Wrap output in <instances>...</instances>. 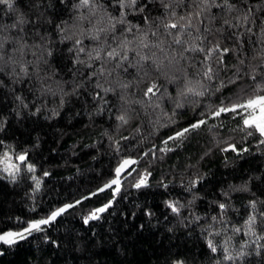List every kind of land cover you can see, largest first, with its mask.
Wrapping results in <instances>:
<instances>
[{
    "label": "trees",
    "instance_id": "16d2710c",
    "mask_svg": "<svg viewBox=\"0 0 264 264\" xmlns=\"http://www.w3.org/2000/svg\"><path fill=\"white\" fill-rule=\"evenodd\" d=\"M95 2L101 5L96 17L77 7L79 0H14L12 9L0 4V39L7 38L0 50V232L73 205L42 231L25 233L26 239L11 245L0 242V264H264V137L248 135L253 130L244 128L240 115H213L221 106L264 94V57L258 55L264 49V0H230L232 11L213 7L209 17L201 16L203 23L193 19L185 31L182 38L189 44L207 48L209 41H219L221 48L232 49L223 63H217V53L207 61L215 72L212 81L202 76L204 53L186 52L181 60V47L162 27L157 30L166 15L160 0H150L143 13L123 10L140 32L135 27L122 32L126 25H117L115 39L108 33L101 41L89 38L88 19L95 23L105 12L117 17L122 9L117 0ZM166 2L178 24L196 11L191 0ZM142 3L138 0L137 7ZM21 15L26 23L10 27ZM145 15L154 23L146 25ZM206 27L208 39L195 40ZM141 33L150 44L163 41L164 51L139 48ZM77 39L82 44H75ZM124 39L128 59L116 67L106 53ZM144 55L150 59L140 61ZM174 55L179 63L169 64ZM153 59L163 62L162 74L155 72ZM146 71L160 86L151 100L143 95L147 78L138 83ZM187 87L204 95L188 93ZM120 115L127 123L117 119ZM200 120L206 123L169 139ZM19 155L27 159L21 162ZM124 160L136 163L122 170L119 191L116 185L105 187ZM9 164L18 166V171L9 168L14 178L4 171ZM145 176L147 186L135 187ZM109 202L99 219L85 223ZM166 202L176 203L179 211ZM250 216L256 218L251 230ZM240 252L246 254L241 259H225Z\"/></svg>",
    "mask_w": 264,
    "mask_h": 264
},
{
    "label": "snow or ice",
    "instance_id": "6c2138e0",
    "mask_svg": "<svg viewBox=\"0 0 264 264\" xmlns=\"http://www.w3.org/2000/svg\"><path fill=\"white\" fill-rule=\"evenodd\" d=\"M117 2L119 4V7L122 9L119 16H117V17H113V16H111V14H107L105 12V15L99 16L95 20V23H93V21L91 19H88L87 17H83V16L78 17V19H80V20L88 19V23L92 25L91 29L86 30L90 39H92L93 41H101V35L104 34L106 36L108 33H112L113 38L115 39L114 34L117 31V25H126L125 28L121 29L122 32L132 33L133 27L136 28L137 32H140V25H138V24L137 25H131L126 19L127 12H125L123 10L124 9H132L135 12L143 13L145 8L148 7L150 0H144V3L140 4L139 7H137L138 0H117ZM175 2L177 5H179L182 2V0H175ZM160 3L162 4L166 15L163 18H159V24L157 25V30H159V28L162 27L165 30L164 34L172 37V44L181 47L182 50L178 54L179 59H181V60L187 59V57L185 56L186 52L204 53L205 59L201 61L202 76H203V78L207 79L208 81H212L215 78V72L213 70L212 65L210 63H207V61L212 59L213 53H217L218 54L217 55V63H223V55L227 54L232 49H230L228 47L221 48L219 41H217L215 44H212L211 41H209V46L207 48H205V47L200 46L199 44H194V43L189 44V41L184 40L182 37L184 36L185 31L187 29L192 28L193 19H196L198 22L203 23L201 16L203 15L205 17H209V15L211 13V9L213 7H215V8L223 7L227 11H232L235 8V5H233L230 2V0H222L221 3H217L216 0H191V3L194 5L196 11H190V12H188L187 15L181 16L180 20L185 21V23L178 24V23L174 22V19H173L177 15L176 11L175 10L169 11L173 7L172 4L166 2V0H160ZM0 4H5V5H7V7L9 9H12L13 4H14V0H0ZM77 7H83V8L89 9L90 15L92 17H96L97 16L96 9H99L101 7V5L97 4L95 2V0H79V4L77 5ZM143 19H144V22L146 25H150L151 23H154V21L149 20V17L147 15H145L143 17ZM237 19L239 20L240 18H237ZM248 21H249L248 15H244L242 17V22L245 25H248ZM24 23H26V21L23 18V16L21 15V16L17 17L16 23L12 24L10 27L16 28L18 25H23ZM224 23L228 24L230 27H239V24L232 25L230 23V21H228V20H225ZM3 30H4V26L0 25V32H2ZM171 30H176V31L173 32ZM217 31H220V29H217ZM247 31H249V32L252 31L250 26L247 27ZM196 32L199 33L200 29L197 28ZM210 32H211V30L206 27L205 28V34L197 35L195 37V40H199L201 42H203L204 40H207L208 39L207 34H210ZM81 34L83 35L84 33L82 32ZM151 35L155 36L156 32L155 31L151 32ZM188 35L191 36V32H189ZM6 39H7L6 37L3 39H0V50L3 49L4 42ZM65 39H68V37H65ZM136 39L139 40V44H138L139 48L154 47V48H159L160 51H162V52L164 51V49L161 47L163 41H161L157 44H150L148 42L147 33H141V35L136 37ZM75 44H77V45L82 44V40H80V39L75 40ZM128 44H129V41L127 39L121 40L119 42L117 48H113L112 50H110L106 53V57L108 60H112V61L117 62L116 67H121L123 64V61L128 59V56H127ZM22 48H23V45H21V50H22ZM78 51L83 52L84 48L81 47L78 49ZM48 54L51 55L50 52ZM136 55L139 56L140 55L139 52H137ZM258 55H261L262 57H264V49H262L258 53ZM95 58L101 59L99 52H97ZM149 59H150V57L147 55L140 56V61H148ZM0 60H3L2 54H0ZM173 61H175L176 63H179V60L177 59V57L175 55L169 59V64H172ZM241 63H243V61H241ZM152 64H153L154 70L157 74L163 73L164 68H163V62L162 61L158 63L155 59H153ZM0 71H3L2 67H0ZM13 72H15V69H13ZM21 72L24 73L25 75H27V68L22 66ZM93 75H95V73H93ZM146 78H147V80H146ZM251 78L253 80H255L256 76L253 74V75H251ZM145 80L147 82V87L143 90V95H144V97L151 100V98L156 96L157 93L160 91V86L156 83V81L154 79L151 78L149 72H147V71L144 72V76L141 77V80L138 81V83L145 82ZM189 83H191V82L189 81ZM220 86L222 87L223 83H221ZM97 87H101V85L97 84ZM124 87H127V85H124ZM201 87H203L202 84H201ZM105 91H108V89H105ZM186 91L188 93H192L194 95H200V96L204 95V91H197L195 88H192V87H187ZM260 91H264V87H262L260 89ZM228 112H231L233 114L241 116L244 128L253 130V131H249L248 135H252L253 132H256V133H259V135L261 137H264V95H260V94L252 95V96H249L243 102L238 101V102L232 103L230 106H221L215 110L213 115L219 116L221 113H228ZM117 119H119L123 123H127V120H126L124 115L118 116ZM204 123H206V121H204V120H200L196 123H193L190 126V128H185L182 131L177 132L175 134V136L169 137V139L170 140H178V139L184 137L185 134L188 133L189 131L199 128ZM164 143L167 144L168 141H164ZM261 143H264V140H261ZM229 147L232 148V150H235L234 145H230ZM165 150L170 151L171 149H165ZM222 150L227 151L228 149H222ZM10 159H11V157H8L7 154H5V160L8 161ZM17 159L21 162H24L27 159V157H26V155H19L17 157ZM135 163H136V161H134V160H124L120 164V166L115 169L116 178L112 179L109 184L105 185V187H111L112 185H116L117 186L116 191H119V184H120L119 177L122 173V170H124L126 168V166H130V165L135 164ZM27 167H28L29 171H35L34 166H32L31 164L27 165ZM9 168H12L15 171H18V166L15 164H9V166L4 169V171L9 172V175L13 176V178H14L15 172L14 171L10 172ZM129 174H131V173H129ZM45 175H48V173H45ZM33 179L35 180L36 178L33 177ZM146 181H147V176L142 177L135 184V187L140 188L141 186H147ZM196 182H198V181H193L192 183H196ZM38 187H39V181H37V188ZM165 187H166V185H165ZM103 190H104L103 188L100 189V191H103ZM244 190H246V189H244ZM93 195H95V193H93ZM77 203H79V201H77ZM166 204H167V207H169L172 210V212L176 213L179 211L176 203L166 202ZM110 206H111V202H109V204L104 205L103 207L95 209V211H93L90 214V216L85 219V223H87L89 219H99L98 214L107 211V209ZM251 206L253 208H255V201H253L251 203ZM70 207H73V205H65L64 207H61V208L53 211L50 214V216L45 218V219H40L37 221L29 222L28 226L25 227L22 231H17V232L8 231V232L4 233V234L0 235V242H3L4 244L11 245V244L16 243L18 240L26 239L25 233H27L28 235H31L33 231H37V232L42 231L43 225L50 224L59 215H61L63 212H65L67 208H70ZM219 207L221 209H224L226 207V205L221 203L219 205ZM150 214L151 213H149V215ZM255 219H256L255 216H250L248 221H247V225L249 226L250 230L255 223ZM208 247L213 252H215L217 250L216 247L213 245L211 240L208 241ZM244 255H246L244 252H240L236 257H234L232 255H227L225 257V259H227V260L241 259L244 257ZM177 264H183V262L178 261Z\"/></svg>",
    "mask_w": 264,
    "mask_h": 264
},
{
    "label": "rangeland",
    "instance_id": "374dc122",
    "mask_svg": "<svg viewBox=\"0 0 264 264\" xmlns=\"http://www.w3.org/2000/svg\"><path fill=\"white\" fill-rule=\"evenodd\" d=\"M263 95H264V94H263ZM120 164H121V163H120ZM120 164H119L117 167H119ZM59 208H61V207H59ZM59 208H58V209H59ZM56 210H57V209H56ZM49 216H50V215H49ZM49 216H48V217H49ZM45 218H47V217H41V218H39V219H35V220H33V221H37V220L45 219ZM31 222H32V221H31ZM27 226H28V225H26L25 227H27ZM25 227L20 228V229H9V230H5V231L0 232V235L6 233V232H8V231H13V232L22 231Z\"/></svg>",
    "mask_w": 264,
    "mask_h": 264
}]
</instances>
